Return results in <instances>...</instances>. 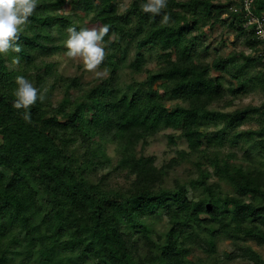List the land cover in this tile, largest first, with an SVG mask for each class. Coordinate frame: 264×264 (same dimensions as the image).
Returning a JSON list of instances; mask_svg holds the SVG:
<instances>
[{
    "label": "trees",
    "instance_id": "16d2710c",
    "mask_svg": "<svg viewBox=\"0 0 264 264\" xmlns=\"http://www.w3.org/2000/svg\"><path fill=\"white\" fill-rule=\"evenodd\" d=\"M120 1L69 0L64 12L65 0H38L22 51L0 55V264H264L247 245L220 255L215 246L220 236L264 246V100L209 108L224 94L264 90L260 40L231 11L240 0H168L167 25L141 10L146 0ZM251 5L264 20V0ZM84 17L110 26L102 79L64 76L44 60L66 51L67 28ZM217 23L244 49L208 62L194 45ZM123 68L143 77L121 84ZM16 76L47 89L31 123L12 107ZM245 120L256 127L238 129ZM164 130L173 155L155 163L144 149ZM185 161L195 176L182 181ZM158 215L162 235L144 222Z\"/></svg>",
    "mask_w": 264,
    "mask_h": 264
},
{
    "label": "rangeland",
    "instance_id": "374dc122",
    "mask_svg": "<svg viewBox=\"0 0 264 264\" xmlns=\"http://www.w3.org/2000/svg\"><path fill=\"white\" fill-rule=\"evenodd\" d=\"M69 0H65V3L63 5L62 10L64 12H67L69 10L68 5ZM127 3V0H121L119 3V9H122ZM80 16L83 14L79 11H75ZM76 23L80 27L83 26H93L96 25V23L91 22L88 18L84 17L81 19L76 20ZM203 33V39L198 43L195 42L194 45V52L198 54L200 58H205L206 61L210 62L214 57L220 56H226L231 51H239L240 49H244L243 46L240 43H234L232 44L233 35L232 32L225 29L220 23H217L210 28L208 26L203 27L202 30ZM205 47V49H204ZM65 51L61 50L51 56H48L44 58L45 61H50L56 70L61 73L64 76L69 75H78L81 79L85 81H90L92 79H95L93 73L85 71L83 65L77 61V60H70L67 57L64 56ZM149 54L146 52V56ZM149 61V62H148ZM154 61H151V59H147V64L145 67H152ZM104 75L106 73V70L103 68H100ZM143 77V72L141 73H133L129 69L123 68L118 72V82L121 84H125L127 82H130L132 79H141ZM231 84H234V81H231ZM264 100V90L261 88H255L252 91H249L247 93H244L242 95H237L235 97L224 94L220 96L217 100L213 101L209 108L211 109H218V110H232L235 108H242L250 105H257L261 101ZM256 122L253 120H245L241 125H239L238 129H245L248 127L255 128ZM169 132V130H164L158 134H156L154 137H152L148 144L145 146L144 153L145 154H152L156 157L155 163H160L163 159H167L173 155V148L174 145H169L166 141L165 134ZM177 145L179 147H184L183 141H177ZM229 150L227 147H223L222 151ZM107 153L112 159V161L115 159L116 153L114 146L109 144L107 146ZM237 156L240 155L239 151H236ZM237 160V159H236ZM103 166L107 167V165L104 163ZM210 172V168L207 166H201V169H205ZM178 179L182 181H187L188 179L195 176V172L193 170V166L191 161H185L183 162L177 169L176 172ZM120 181L121 179L118 178ZM208 181L209 182H216L218 181L215 176L212 174L208 175ZM220 184L224 189H228L226 184H224L222 181H220ZM144 222L146 223V226L149 230H152L158 235H162V233L167 228V223L165 218L162 215L158 216H151L146 217L144 219ZM139 245H143L146 249H144L146 252L150 248V241L139 239L138 241ZM244 246L247 245L254 249L258 254L264 259V246L256 245L251 240H243V241H230L228 239H225L224 237L220 236L216 239V254L220 255L222 252H230L237 248V246ZM199 256H202L201 253L198 252ZM226 264H248L246 262H240L239 260L232 261L231 263Z\"/></svg>",
    "mask_w": 264,
    "mask_h": 264
},
{
    "label": "clouds",
    "instance_id": "9594fccd",
    "mask_svg": "<svg viewBox=\"0 0 264 264\" xmlns=\"http://www.w3.org/2000/svg\"><path fill=\"white\" fill-rule=\"evenodd\" d=\"M168 6V0H146L140 5L144 13L153 17L161 16L162 10ZM38 7V0H0V55L7 56L9 52L19 54L22 51L18 43L20 35L25 31ZM171 17L164 13L161 16V24H169ZM66 39L63 45L66 49L64 56L70 60L79 61L85 71L91 72L98 79H102L104 72L100 69L107 52L105 37L109 35L110 26L96 24L67 28ZM112 38L110 37V40ZM20 57H14L13 63L19 64ZM16 87L12 91L14 100L12 107L16 110L23 109L22 119L31 123V107L37 101L46 100L47 89L44 93L25 76L15 77Z\"/></svg>",
    "mask_w": 264,
    "mask_h": 264
},
{
    "label": "built area",
    "instance_id": "2783aa9c",
    "mask_svg": "<svg viewBox=\"0 0 264 264\" xmlns=\"http://www.w3.org/2000/svg\"><path fill=\"white\" fill-rule=\"evenodd\" d=\"M252 0H240L239 5L231 8V11L241 17V25L245 29H253L260 40V54L264 60V20L262 15L256 14L251 5Z\"/></svg>",
    "mask_w": 264,
    "mask_h": 264
}]
</instances>
